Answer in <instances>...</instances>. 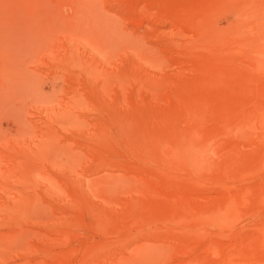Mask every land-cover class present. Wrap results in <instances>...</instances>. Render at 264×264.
<instances>
[{"label": "rangeland", "instance_id": "1", "mask_svg": "<svg viewBox=\"0 0 264 264\" xmlns=\"http://www.w3.org/2000/svg\"><path fill=\"white\" fill-rule=\"evenodd\" d=\"M0 264H264V0H0Z\"/></svg>", "mask_w": 264, "mask_h": 264}]
</instances>
